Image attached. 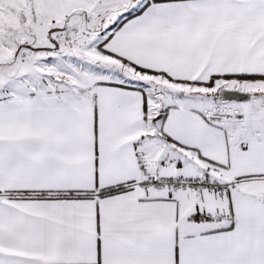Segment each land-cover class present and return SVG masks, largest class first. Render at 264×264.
I'll return each mask as SVG.
<instances>
[{
  "label": "snow or ice",
  "instance_id": "1",
  "mask_svg": "<svg viewBox=\"0 0 264 264\" xmlns=\"http://www.w3.org/2000/svg\"><path fill=\"white\" fill-rule=\"evenodd\" d=\"M0 264H264V0H0Z\"/></svg>",
  "mask_w": 264,
  "mask_h": 264
}]
</instances>
